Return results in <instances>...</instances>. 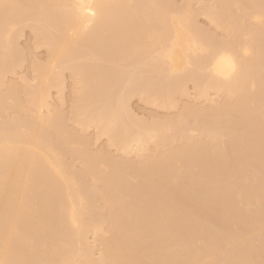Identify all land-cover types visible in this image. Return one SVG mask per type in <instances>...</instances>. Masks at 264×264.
<instances>
[{"label": "bare ground", "instance_id": "1", "mask_svg": "<svg viewBox=\"0 0 264 264\" xmlns=\"http://www.w3.org/2000/svg\"><path fill=\"white\" fill-rule=\"evenodd\" d=\"M169 2L0 0V87L17 67L20 22L33 23L35 49L46 51L30 65L34 84L0 92V113L32 122H0V264H264V0ZM199 16L222 38L200 30ZM103 62L140 81L135 95L148 105L175 107L187 82L210 104L143 123L120 91L112 98L119 73ZM66 70L76 94L69 120L95 127L117 156L92 152L49 106ZM104 229L97 250L87 237Z\"/></svg>", "mask_w": 264, "mask_h": 264}, {"label": "rangeland", "instance_id": "2", "mask_svg": "<svg viewBox=\"0 0 264 264\" xmlns=\"http://www.w3.org/2000/svg\"><path fill=\"white\" fill-rule=\"evenodd\" d=\"M168 1H170L169 3L171 4V5H173V6H180L181 5V0H168ZM210 3L212 2V1H209ZM199 5H201L200 3H198V2H193V4H192V7L193 8H195V9H198L200 6ZM26 20V22H23V23H19L16 27H15V30L17 29V31H16V34H14V54H13V58L15 59L14 60V62L17 60V62H15L14 64L17 66V67H15L14 66V64L12 65V66H14L12 69L13 70H11V72H8V74L7 73H5V76H4V79H3V83H4V86H2V87H0V90L1 89H3V90H1L0 92H2V91H4L5 90V84H9V83H14V85L16 86L17 84L19 85V88L21 87V89H22V86L24 87V85L26 86V84H28V83H31V84H34V83H32L33 81H32V74H31V69L32 68H30L32 65H31V63H33L32 62V60L34 59H36L35 61H37L38 63L39 62H41V63H45V59H46V51H45V49H44V47H40L39 49H35V42H34V37H33V32H32V25H33V23L32 22H30V21H27V18L25 19ZM24 20V21H25ZM23 21V20H22ZM196 22H197V24H198V27L200 28V30L202 29V30H205L206 32H208V33H210L212 36H214L216 39H221L222 38V32L221 31H219V30H217V29H215L212 25H210L209 23H208V21L205 19V18H203V17H201V16H199L198 18H197V20H196ZM14 30V31H15ZM221 32V33H220ZM220 38H219V37ZM87 58V57H86ZM85 61V60H84ZM105 62H107V61H105ZM105 62H103L102 64H104L105 66H106V68H108V66H109V68H114L115 67V70H117V72L119 73L118 75H116V78H114V80H115V82H113V87H112V90H111V93H114L113 91H115V93L114 94H111V96H115L116 94V96H115V98H114V96L112 97L113 99H116V98H119V96L120 95H122L123 94V96L125 97V99H126V102H127V105H128V107H129V109L131 110V112L132 113H134L133 115L138 119H140V121L141 122H143V123H151L152 121H150V120H152L153 119V121L154 120H163L164 118L166 119V118H170V117H173V116H175V115H177L178 113H179V111L184 107V106H182V105H188V104H198L199 106H201V107H206V106H209V101H206V100H204V99H202V100H198V99H196V96L194 95V94H196L195 93V89H194V84L193 83H191V82H187L186 84H185V89H186V95L184 94V95H179V94H176L175 96H174V106L175 107H173V108H171V109H162V108H160L159 109V107L157 108V106L155 107L154 105H148V104H146V102L144 101V99H142V97H140V96H138V95H135L136 94V92H137V88L139 87V86H137V83H141L140 81L138 82V80L137 79H135V78H132V79H128V74H126V72L128 73V71L127 70H125V69H122L121 67H119V66H117V65H114L113 63H110V62H108V63H105ZM18 64V65H17ZM101 64V65H102ZM31 65V66H30ZM104 65H102V66H104ZM117 67V68H116ZM120 69H119V68ZM15 68V69H14ZM121 70H123L122 71V73H121ZM12 71H14L13 72V74H12ZM120 71V72H119ZM125 72V73H124ZM12 75H11V74ZM15 73V74H14ZM121 75V76H120ZM126 75H127V77H126ZM33 77H34V74H33ZM126 77V78H125ZM21 78V79H20ZM25 79V81H27L26 82V84H20V80H22V79ZM72 78V79H71ZM137 78V77H136ZM74 78L73 77H71V73L70 72H68V70H66V71H64L63 72V74H62V83H64L63 84V86H64V89H63V91H61L60 93H57L56 91L57 90H53V88L52 89H50L49 90V96L50 97H48V101L47 102H50V103H48V104H51V105H49V106H52L53 105V107H51L52 109H55V107L57 108V110H59L60 111V113H62L61 114V116L63 115L64 116V121H65V123L64 122H62V125H63V127H71V128H73L74 129V131L75 130H77V133L79 134V136L80 137H83V138H87V140L89 141V143L91 144L90 145V150L92 151V152H100L99 150H102V149H104L103 151H107V152H109L111 155H114V156H117L118 155V152L115 150V148H112V147H110V146H108V142H107V138L106 137H103L102 136V138L101 137H97V129L95 128V127H90V128H88V129H86V130H83V129H81V128H79L78 126H76L75 124V126L71 123V121L69 120V118H71L70 116H71V112H70V109H72V107L70 108V106L72 105V103L71 102H73V101H71V99L72 100H74V98H75V92H73L74 91V84L75 83H73V80ZM126 79V80H125ZM134 79V80H133ZM73 80V81H72ZM126 82H125V81ZM128 80H130V82L128 83ZM137 80V81H136ZM25 81L23 82V83H25ZM29 81V82H28ZM31 81V82H30ZM133 81V82H132ZM9 82V83H8ZM22 82V81H21ZM75 82V81H74ZM132 83H135V84H132ZM131 84V85H130ZM17 85V86H18ZM133 85H135V86H137L136 88H135V86L133 87ZM131 86V88H129L128 90H129V92L127 91V88L128 87H130ZM187 86V87H186ZM114 88V89H113ZM126 88V89H125ZM133 88V89H132ZM21 89H20V92H19V96H18V99L20 100V101H22L23 102V99H24V96H23V93L21 92ZM125 89V90H124ZM131 89V90H130ZM136 89V90H135ZM51 91V92H50ZM119 91H120V95H119ZM124 91H125V93H124ZM131 91H133L132 93H131ZM135 91V92H134ZM123 92V93H122ZM129 93V94H128ZM188 93V94H187ZM128 96H127V95ZM130 94H131V96H130ZM59 95L62 97V99H63V103L61 102L60 103V101L58 100V98H60L59 97ZM178 95V96H177ZM215 95V96H214ZM118 96V97H117ZM134 96V97H133ZM211 98H213V100H216V101H220L223 97H222V95L220 96V95H216V94H214V93H212V95H209ZM120 97H122V96H120ZM138 97V98H137ZM195 97V98H194ZM209 97V99H211ZM221 98V99H220ZM194 99V100H193ZM143 101V102H142ZM206 101V102H205ZM176 103V104H175ZM186 103V104H185ZM24 105H25V103H24ZM23 105V106H24ZM60 105V106H59ZM27 106V105H26ZM25 106V107H26ZM151 106V107H150ZM154 106V107H153ZM175 108V109H174ZM179 108H180V110H179ZM177 110H178V113H177ZM6 111H8V112H1L0 113V122L2 123V121L4 120L5 121V124H8V122L9 121H7V119L11 116V117H15L16 118V120L19 122L20 121V124H26V125H29L30 123H32L31 122V119L30 118H27V116H25V115H23L22 113H19V115H17V114H12V111L11 110H6ZM45 113V112H44ZM174 114V115H173ZM13 115V116H12ZM172 115V116H171ZM62 116V117H63ZM21 117V118H20ZM154 117V118H153ZM156 118V119H155ZM138 119V120H139ZM4 121H3V123H4ZM7 121V122H6ZM62 121H63V118H62ZM150 121V122H149ZM73 122V121H72ZM2 123V124H3ZM146 123V124H147ZM189 123H191V125L189 124ZM188 123V126L190 125L191 126V128H194L195 127V125H193V123L192 122H189ZM1 125V124H0ZM67 125V126H66ZM190 128V127H189ZM67 129V128H66ZM51 131V130H50ZM47 131V133L48 134H52L53 133V131ZM86 131V132H85ZM50 132V133H49ZM76 132V131H75ZM77 134V135H78ZM193 135H197L198 133L196 132H193L192 133ZM48 136V138H50V140H51V142L52 143H54L55 145H56V143H55V141H53L54 140V137H52L53 135H51V137H49L50 135H47ZM53 138V139H52ZM153 149H152V148ZM61 148H63L62 146H61ZM146 148V149H145ZM154 148H155V146L153 145V143H149V144H147V145H145V147H144V151L143 152H145V150H146V152H145V154L147 155L148 154V152H152L153 150H154ZM63 149H65L64 151H63ZM62 149V151L63 152H67V149H66V147H64ZM143 152H141V154L143 153ZM144 154V153H143ZM144 154V155H145ZM64 155H66L67 156V158H66V162L67 163H71L72 164V166H73V169L74 170H76L75 172H78V173H80V171L78 170V169H80L81 168V164H80V162L79 161H77V160H75L74 161V159L73 158H69V156H68V153L66 154H64ZM129 157V156H128ZM131 157L132 158H134L132 155H131ZM130 157V158H131ZM129 158V159H130ZM73 159V160H72ZM71 161V162H70ZM73 162H74V164H73ZM79 162V163H78ZM70 164V165H71ZM77 165V166H76ZM76 168V169H75ZM262 176H263V178H264V172H262ZM81 178H83V181H85V182H87V181H89V180H87L88 178L87 177H85V175H83L82 176V174H81ZM187 181V180H183L182 181V183H184V184H187L188 182H185ZM87 183H90V182H87ZM86 183V184H87ZM94 199V198H93ZM96 200V201H95ZM93 201H95L96 203V207L98 206V207H100L99 209L100 210H102L103 211V207H101V206H103V203L101 202V200L99 199V197L98 196H95V199L93 200ZM102 203V204H101ZM99 209H97V211L99 212L100 210ZM101 212V211H100ZM102 232H100V233H98V235H89L88 237H87V239H88V242L90 241V243H92L93 242V246L95 247V245L97 246V245H99L98 247H96L95 249H97V250H99L100 249V244H99V242H100V237L102 236L103 238H105L106 236H107V238L109 237V234L107 233L106 234V230L104 229V231L103 230H101ZM101 233H103L102 235H101ZM100 234V235H99ZM99 236V237H98ZM105 236V237H104ZM97 237H98V239H97ZM97 240H96V239ZM91 239H92V241H91ZM96 240V241H93V240ZM150 241V242H149ZM149 241H147L146 242V244H145V249L147 250V249H149L151 246H153V245H155L154 244V242L152 241L151 242V240H149ZM96 244H95V243ZM149 243V244H148ZM153 243V244H152ZM148 247V248H147ZM95 251V257H96V255H97V253L99 252V251ZM98 256V255H97Z\"/></svg>", "mask_w": 264, "mask_h": 264}]
</instances>
